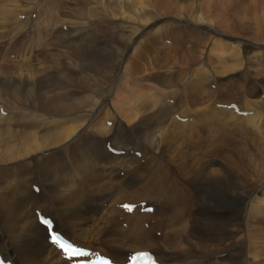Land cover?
Here are the masks:
<instances>
[{
	"label": "bare ground",
	"instance_id": "obj_1",
	"mask_svg": "<svg viewBox=\"0 0 264 264\" xmlns=\"http://www.w3.org/2000/svg\"><path fill=\"white\" fill-rule=\"evenodd\" d=\"M140 4L142 0H95L92 13L100 17L99 11L105 12L108 6L109 12L113 9L119 13L117 18L128 23L124 28L130 55L103 56L93 46L81 48L87 62L79 72L97 69L93 63L108 68L116 66L111 72L116 81L119 75L123 74L122 78L126 75V81L121 79L123 85H113L109 80L103 88L91 84L86 75L79 81L63 77L61 81L75 86L63 96L51 92L49 80L37 77L35 72L36 77L31 78L37 79L39 91L26 112L25 108L21 111L17 110L20 107L10 108V100L14 101L21 93L1 82L0 254L13 264H69L57 245L48 241L46 229L37 221L36 209L49 214L55 230L73 243L121 264L130 253L141 250L152 252L162 264H217L218 252L228 259L221 264H264V178L250 188L241 180L245 174L242 165L233 162L230 156L234 150L233 132L220 135L214 132L217 137H212L209 130L211 136L206 137L210 139H200L199 132L208 126V121L196 117L193 107L198 104L195 98L198 95L193 97L189 93L192 85L187 87L188 78L184 76V72H189L187 77L191 75L195 90L200 89V76L204 73L199 65L191 67L195 63L194 50L189 55L178 54L180 48L175 47V54L138 53L137 45L145 46L144 52L149 53L147 43L139 41L149 31H153L151 41L161 32L183 35L175 25L159 24L158 18L154 19ZM198 11L194 12V19L199 18ZM135 23L138 26H133ZM238 40L237 46L242 51L262 47ZM229 45L227 50L238 58L239 49L233 48L235 44L232 49ZM258 52L260 57L264 56ZM221 55L218 51L217 57ZM259 56L253 57L260 60ZM130 63L134 65L130 67ZM180 64L190 71L184 70V65L177 68ZM261 66H251L253 75L243 71L235 79L233 74L228 77L231 81L226 86L227 97H217L213 104L218 111L214 116L219 127L250 128L261 135L259 119L264 94L257 96V83L251 79L259 75L264 79ZM232 68L235 66L229 69ZM154 80L157 84L153 85ZM21 81L26 101L30 80ZM43 110L48 113L43 114ZM187 139H192L191 143ZM254 144L258 150L264 148L260 141ZM131 187L130 191L124 189ZM123 197L139 198L138 204L150 202L146 199L154 202L147 205L150 206L147 213L139 205L117 210L114 206ZM130 200H122L120 205L135 203ZM216 217L221 218L218 221L221 231L227 232L221 233L219 226H215L212 218ZM240 220L249 228L246 254L240 253V249L232 252L239 245L232 240L239 239L234 231L239 229ZM157 231L162 232L160 236H156ZM119 250H129V254H119ZM199 253L203 256L194 258ZM234 253L242 259L232 260Z\"/></svg>",
	"mask_w": 264,
	"mask_h": 264
},
{
	"label": "rangeland",
	"instance_id": "obj_2",
	"mask_svg": "<svg viewBox=\"0 0 264 264\" xmlns=\"http://www.w3.org/2000/svg\"><path fill=\"white\" fill-rule=\"evenodd\" d=\"M94 5L95 0H0V86L1 82L3 81L7 83L8 89H10V87L11 89L16 88L21 93L17 95L14 101L10 100L9 104L12 110H16V107H20V109H17L18 111H21V109L24 108L26 112L30 110V108L27 107L32 105L33 96L35 95V92L38 93L39 91L37 79L31 78V75H35V72H38V74H36L37 77L43 76L45 80H49V88H51V92L63 96H65L66 92H71V88H75L74 85H71L67 81L70 79L74 81L83 80L82 75H86L89 78L91 84L98 85L103 88L109 80L114 82L113 85H116V83H118V85L122 84L121 79L123 82L126 81L124 79L126 78V75L122 78L123 74L119 75L117 81L114 80V74L111 72L113 69L111 68H116V66L108 68L101 64L99 66L97 63H93L97 69H82L83 71L79 72L87 62V59L82 57L83 54L81 53L83 52L81 49L83 45L93 46L96 51H101L104 53L103 56H112L117 54L124 55L128 53V55H130L132 53L131 48H129V37L126 33L127 29L124 28V24L127 22L124 23L118 19L119 13L116 10L111 9V12H109L111 6H108V9L105 12L99 11L100 17L93 16L92 13L94 12ZM140 5H142L143 10L149 12V14L154 17V19L158 18L160 21L159 24L175 25V27H179L181 29L183 35L179 37L175 34H163L161 32L157 36L158 38L161 37L160 39L156 37V40L154 39L151 41L153 31H149L148 34H142L139 38V41L142 44L145 42L147 43L149 53L144 52V49L146 50L145 46H136V43H134L133 47L136 46L138 53H141L143 56L154 54L159 51L161 54L169 53L170 51L171 54H175L173 47L178 49L180 48V51L177 49L178 54L187 53V55H189L188 53H190V50H194L193 56L195 57V63L192 64L191 67L199 65L200 69H203L202 73H204L202 75L203 77L200 76V89H198V91L195 90L191 75L187 77L189 72H186V74L184 72V76L186 79L188 78L187 87L192 85L190 90L193 93H191L190 90L189 93L193 97L198 95V97L195 96L196 99L198 98L196 100L198 104L193 107L196 110V117L208 121V126L199 132L201 137L200 139L205 138L206 134H209V130L210 134L213 135L212 137H217V135H220L221 132L224 134H226V132L230 134L233 132L231 136L232 138L234 137V145L231 147L232 149L234 148V150H232V153H230V156L232 157L231 159L238 165H242L240 167L243 169L245 174L241 177V180L249 184V188L256 186V184L259 182V178H264V148H260L258 150L257 148L259 147L254 144L260 141L261 146H264V106L262 107L263 109H261L263 112L261 113V117L259 119L261 123V135L259 136L250 128L240 129L239 127H233L231 125H225L224 128L219 127V125H217L218 123H216L217 121L215 120V116L218 115V111L214 105L216 104V100L219 97H227L226 91H228L229 87L227 88L226 86H228L229 82L231 81L228 79L230 75L233 74L232 77L234 79L239 72L243 71H247L248 74L253 75V65H262V68L264 66V56L260 57L258 54V51H261V54L264 53V48H262L264 46V41H261L264 40V33H262L264 31V0H142V4ZM191 7L193 10H191ZM196 11L199 13H197L199 18L194 19V14ZM133 26L138 25L135 23ZM121 27L123 29H121ZM212 29H214V32L211 31ZM235 38L241 39L243 41L247 40L246 42L255 43L262 47L248 51H242L241 47L237 46V41L239 40H236ZM229 44H231V49L234 44L235 45L233 48L236 47L239 49L237 52L238 54L236 53L238 58H235V56L227 50V48L230 46ZM166 46L169 48L168 50ZM184 48L185 50H188L183 52L182 50H184ZM218 51L223 53L220 58L217 57ZM257 55L261 58L260 60L253 57ZM186 59L187 58L185 57V60ZM198 60L199 63H197ZM81 63L83 65H81ZM133 65V63L129 64L130 67ZM182 65L180 64V66L176 67L178 68ZM214 65L216 67H214ZM233 65L235 68L229 69ZM130 67H128V71L131 73L132 71L130 70ZM176 67L175 65L173 66V68ZM184 67V70L190 71L188 68L186 69L187 66L184 65ZM248 69L250 73L248 72ZM95 71L98 72L96 73ZM204 71L208 74H205ZM131 74L133 75V73ZM36 75L34 77H36ZM50 75L52 76L51 79H49ZM63 77L66 78L67 81H61ZM25 78L30 80V85H28L26 90L27 92L29 91V97L26 101L24 95V85L21 81V79L24 80ZM127 79H129V77ZM186 79L185 84L183 83L185 86ZM251 79L257 83V96H262L264 94L263 76L259 75L258 77ZM208 81L210 83L207 84ZM154 82L155 80L151 83L153 85L157 84ZM200 84H202V86H200ZM208 89H210L209 92ZM201 95L206 96L204 98L201 97ZM233 96L235 98V95ZM232 100L237 101L235 99ZM210 101L213 108L209 106ZM233 104L239 106L237 102H233ZM210 107L212 110L209 112L211 109ZM215 110L217 112H215ZM239 111L243 112V108L240 106ZM42 113L47 114L48 112L43 110ZM236 113L238 115H242L239 112ZM211 114H213V117ZM215 127H219V129H215L214 131ZM226 127L228 128L225 129ZM214 132L220 133L215 135ZM234 135H237L242 139L244 137V141ZM210 136H207L206 138L210 139ZM236 138L240 141H238ZM187 141L191 143L192 139H187ZM241 149H243V151ZM132 188L133 187L124 189H128L130 191ZM137 199L139 198H131L130 200V197H123L118 200L119 203L116 202L114 207L117 210L118 208L126 210V208H123L122 205H120V201L130 200L135 201L134 205H139V209L141 211L145 213L150 212L144 209L145 206L152 202V200L146 199L150 202L141 201L139 202L140 204H138ZM58 212L59 211L57 210V214ZM220 219V217L212 218V220H214L215 226H219V231H221L220 223H218ZM243 223L244 221L240 220L239 229L234 231L235 236L239 239L237 241H232L234 243H239V245L237 244V248L234 246L232 248L234 249L232 252L238 251L240 249V253L246 254L249 252L247 248L248 237L246 239V233L249 228L245 225V223ZM222 232L225 233L227 230H223L221 233ZM160 233L162 232L157 231L156 236H160ZM82 242L85 243L86 240ZM220 246L222 247V245ZM119 254L127 255L129 254V250L122 252L119 250ZM200 256L203 255H200L199 253V256H195L194 258H199ZM223 256L224 255L220 252L216 253V257L219 259L216 261L217 264H221V262L228 260L227 257L224 259ZM231 259L241 260L242 256L240 254L234 253V256H232ZM262 260H264V256L262 257Z\"/></svg>",
	"mask_w": 264,
	"mask_h": 264
},
{
	"label": "snow or ice",
	"instance_id": "obj_3",
	"mask_svg": "<svg viewBox=\"0 0 264 264\" xmlns=\"http://www.w3.org/2000/svg\"><path fill=\"white\" fill-rule=\"evenodd\" d=\"M44 223H48V221H44ZM53 241L56 243H60L59 237L53 235L52 237ZM61 247H63L66 251H68L70 254H74L76 252H78V249H74L71 247V245H65V244H61Z\"/></svg>",
	"mask_w": 264,
	"mask_h": 264
}]
</instances>
